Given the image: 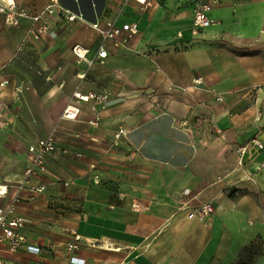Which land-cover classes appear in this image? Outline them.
Returning <instances> with one entry per match:
<instances>
[{"label":"crops","instance_id":"obj_1","mask_svg":"<svg viewBox=\"0 0 264 264\" xmlns=\"http://www.w3.org/2000/svg\"><path fill=\"white\" fill-rule=\"evenodd\" d=\"M14 1L30 12L51 3ZM59 1L83 19L55 12L40 40L32 19L0 13V208L13 204L41 249L0 242L2 264H264V148L239 152L259 129L264 144V0H216L198 33L199 0ZM108 20L139 33L104 40L92 24ZM49 135L56 150L27 177L29 146ZM206 202L214 214L200 219Z\"/></svg>","mask_w":264,"mask_h":264},{"label":"built area","instance_id":"obj_2","mask_svg":"<svg viewBox=\"0 0 264 264\" xmlns=\"http://www.w3.org/2000/svg\"><path fill=\"white\" fill-rule=\"evenodd\" d=\"M137 2L147 6L153 7L158 0H136ZM216 0H199L196 2L194 7V20H193V30L198 33L201 29L207 28L213 24V20L209 17V12L212 8L213 3ZM59 12L64 15L69 20L83 19L81 14H76L65 8L59 0H51V3L38 12H30L25 8L18 7L14 0H0V13L5 16V21L10 25H18L19 21L23 17H28L32 19L31 34L36 40L43 39L50 33L49 18L55 13ZM104 40H112L115 44H128L129 41L134 38L139 33V26L136 22L134 23H124L122 25H117L114 20H108L102 25L100 22L96 21L92 24ZM73 52L76 55L79 62H86L91 65L94 63L95 59H91L87 56L88 49L77 44L73 48ZM108 56L107 49L102 46L97 54L98 59L103 62V60ZM84 76V75H83ZM75 97L80 100H94L98 104L104 105L109 99L106 93L90 92L88 94H82L81 92H76ZM221 100V98H219ZM103 107V106H102ZM79 113V109L74 110L72 107H67L64 115L69 118H76ZM99 117L90 121L92 124H97ZM182 124L185 126L187 122L184 121ZM261 130L259 129L255 136L249 140L245 145L239 148V152L244 154L250 145H255L259 149L264 148V144L259 139V134ZM124 134V129L121 128L116 134L115 143L118 144L121 136ZM55 138L52 135L47 136L38 140L36 143L29 146V156L31 159V166L26 171V176L30 177L37 168L43 169L45 164L46 156L56 150ZM241 163V161H240ZM95 167V165H92ZM94 181H99V176L94 175ZM23 187V184L21 185ZM46 189L45 185H38L36 187L37 191H44ZM7 186L0 185V196L6 194ZM193 199L190 190H184L181 196V205L187 206L189 202ZM214 206L211 202L202 203L197 209V216L200 219H208L214 214ZM14 205L4 206L0 208V242H7L8 249L11 252H17L20 248L25 246V248L30 253L37 254L40 252V248L37 245L29 244L26 235L21 231L24 227L27 219L23 216L14 214ZM80 240V236H75V241L68 244L69 249H74L78 247L77 241ZM0 264H2L0 260Z\"/></svg>","mask_w":264,"mask_h":264}]
</instances>
